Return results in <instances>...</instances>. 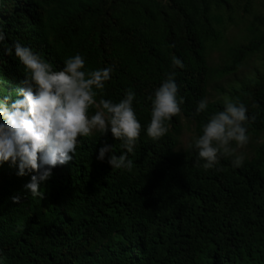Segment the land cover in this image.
<instances>
[{
    "label": "trees",
    "instance_id": "obj_1",
    "mask_svg": "<svg viewBox=\"0 0 264 264\" xmlns=\"http://www.w3.org/2000/svg\"><path fill=\"white\" fill-rule=\"evenodd\" d=\"M240 1L249 13L251 0H0V99L15 97L30 77L15 56L19 42L53 70L76 54L86 72L111 67L97 102L118 103L131 90L141 123L127 154L131 170L112 168L109 153L98 159L105 145L117 157L127 150L110 130L94 131L81 138L72 161L52 170L43 199L25 189L35 173L20 177L17 168L0 166V264H264V141L240 167L234 157L218 156L206 169L195 147L225 100L248 108V137L264 130V16L253 15L248 34L226 48L221 64L208 62L237 24L232 13ZM174 56L183 68L173 65ZM252 57L258 63L248 74L208 99L210 80L234 76ZM172 73L181 113L154 140L146 132L150 97ZM201 100L208 107L197 114ZM181 117L194 124L195 137L176 150Z\"/></svg>",
    "mask_w": 264,
    "mask_h": 264
},
{
    "label": "clouds",
    "instance_id": "obj_2",
    "mask_svg": "<svg viewBox=\"0 0 264 264\" xmlns=\"http://www.w3.org/2000/svg\"><path fill=\"white\" fill-rule=\"evenodd\" d=\"M5 35L0 32V41ZM15 56L30 73L22 80L17 95L0 99V166L8 164L17 168V176L30 173L31 180L25 189L33 197L43 199L41 186L52 176L57 165H65L73 160L77 144L81 138L89 137L94 131L106 134L109 130L114 139H123L126 153L113 155V146L105 145L99 150L98 159L103 160L109 153L108 163L112 168L131 170L133 161L128 158L141 135V123L133 109L135 93L126 92L118 103L99 99L98 91L103 90L105 82L111 79V67L84 71L85 60L80 54L68 58L62 70H53L30 47L19 42L14 44ZM173 65L184 67L183 62L173 57ZM175 73L155 90L152 99L150 123L147 135L158 140L168 131L166 121L181 113L183 98L178 99V85ZM95 107L94 114L89 110ZM207 101L198 103L196 113L207 109ZM248 108L243 102L225 100V107L212 115L203 126V134L195 141L199 157L206 161L204 167L212 168L218 156L234 157V167L243 164V155L237 149L249 142L246 123L249 122ZM255 120V116L251 117ZM71 154V155H70ZM18 203L20 196H13Z\"/></svg>",
    "mask_w": 264,
    "mask_h": 264
},
{
    "label": "rangeland",
    "instance_id": "obj_3",
    "mask_svg": "<svg viewBox=\"0 0 264 264\" xmlns=\"http://www.w3.org/2000/svg\"><path fill=\"white\" fill-rule=\"evenodd\" d=\"M244 2L240 1V6L235 8L232 15L238 21L237 24L228 27L223 34V38L218 46H215L208 54V62L211 66H217L221 64L222 59L224 58V52L229 45H233L237 42H242L244 37L248 34L246 27L248 21L252 19L254 14H259L264 16V0H251L250 3V12L247 13L244 11ZM257 60L255 57L247 59L242 67L237 71L234 76L230 78L223 79H212L208 83V99L214 100L221 96L219 87H227L230 83V80L240 78L245 74H248L255 65H257ZM181 129L178 135V143L175 147L176 150H183L195 137L194 124L188 122L185 118L181 117L180 120ZM264 141V130L258 133L256 136H250L249 142L244 147H236V153L238 155H243L247 157L250 154L252 147Z\"/></svg>",
    "mask_w": 264,
    "mask_h": 264
}]
</instances>
